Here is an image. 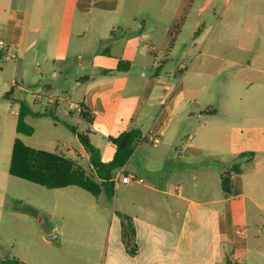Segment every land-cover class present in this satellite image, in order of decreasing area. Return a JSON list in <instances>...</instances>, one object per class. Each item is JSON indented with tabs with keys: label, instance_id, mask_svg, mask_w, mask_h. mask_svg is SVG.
Wrapping results in <instances>:
<instances>
[{
	"label": "crops",
	"instance_id": "1",
	"mask_svg": "<svg viewBox=\"0 0 264 264\" xmlns=\"http://www.w3.org/2000/svg\"><path fill=\"white\" fill-rule=\"evenodd\" d=\"M61 1L53 7L48 0H0V42L20 58L24 35L43 30L51 39V63L76 59L78 73L66 78L62 66L44 83L47 110L55 113L61 101L64 113H72L66 107L70 97L52 95L55 87L70 86L103 162L115 152L109 138L140 130L145 141L115 175L142 182L115 184L110 198L75 186L54 189L60 201L49 213L35 209L44 231L31 227L34 239L19 264H226L229 253L236 264H264V143L257 147L264 142V0H176L154 16L144 10L133 26L114 18L107 38L93 39L94 48L101 42L102 49L69 58L61 48L88 31L87 22L76 28L75 16L89 13L87 4H99L102 15L116 9L105 8L109 0ZM54 16L58 24L51 30ZM37 42L35 37L29 45ZM168 59L177 65L165 67ZM119 60L126 71L115 72ZM206 63L224 64L227 75L234 74L237 105L221 112L205 103L221 93L191 84L193 76H204ZM229 94L233 89H223ZM43 101L33 95V108ZM187 130L192 133L183 140ZM16 139L0 132V156L11 158ZM72 152L65 154L71 158ZM76 152L88 163L80 144ZM248 152L254 153L251 161L239 159L248 169L231 174L225 193L221 175ZM237 229H244V237ZM52 234L55 240H45Z\"/></svg>",
	"mask_w": 264,
	"mask_h": 264
},
{
	"label": "rangeland",
	"instance_id": "2",
	"mask_svg": "<svg viewBox=\"0 0 264 264\" xmlns=\"http://www.w3.org/2000/svg\"><path fill=\"white\" fill-rule=\"evenodd\" d=\"M53 2V7L59 5V0H48ZM62 5L64 0L61 1ZM171 8L176 4V0H109V3L105 5L107 10L116 9L115 13L110 11L106 14H101L100 5L95 4L91 6L87 4L85 8L90 9L89 13L75 16L77 25L88 23V31L85 38H76L69 40L66 44V48L62 47V53H65L69 58L72 55L85 51L90 53L94 49H102L101 42L98 43V47L94 48L96 34L101 35L103 39L108 36V29L112 20L115 18L117 23H121L125 26H133L139 23L144 16V10L149 9L150 14L154 16L155 13H159L160 9L164 6ZM93 7V8H92ZM26 23L31 17L26 14ZM70 17V16H68ZM74 18V15H73ZM54 23L51 30H54L58 24L57 18L53 17ZM51 21V20H50ZM79 26V25H78ZM76 32H79L77 29ZM37 37V43H31L29 41ZM51 39H48L47 34L41 30L39 33H29L24 35L23 41L20 43L21 51H24L22 57L15 59H9L5 61L0 52V132H3L6 136L15 135L16 138L25 146L49 153L61 154L64 158H69L65 154L69 149L74 152L70 155L75 166L81 168L86 176L93 177V172L90 165L87 162L81 160V156L76 152L79 149V144L75 134L69 129L68 126H72L78 132H84L87 129V124L81 120L77 113L66 114L63 111L64 103L59 101L60 107L56 109L55 118L46 117H33L28 116L25 118V123L31 126L34 133L31 136H25L16 134L15 125L18 112V104L16 100H24L33 111L47 110V95L43 91V85L47 82L48 78L52 74H59V69L64 66L67 71L64 73L66 78H70L79 72V68L75 65L74 58L67 61L66 64H61L59 61L51 63L48 57L51 54V47L49 46ZM104 47V46H103ZM116 52V51H113ZM170 65H177L175 59H168L164 63L165 67ZM224 64L206 63L203 65V77H192L191 84L195 87L207 86L210 93H214L217 89L221 90L220 96H217V100L205 99V103H211L214 107H217L221 112L223 108L232 103L237 105L239 103V95L237 89L239 84L234 77L227 75L228 70L224 69ZM227 70V71H226ZM164 74V73H163ZM169 76L170 79L173 78ZM69 80V79H68ZM21 83V84H20ZM14 87V93L10 101L2 100L1 97L9 91L11 87ZM233 89V94L223 95V89ZM38 91L35 93V91ZM33 95H43V107L33 108ZM53 96L70 97L76 101L77 95L72 92L70 86L67 87H55L52 91ZM260 102L263 101V97L260 95ZM213 99V98H212ZM264 105V103H263ZM45 107V108H44ZM196 111V110H194ZM15 113V114H14ZM184 133V134H183ZM181 134L183 140L190 135L192 131L187 130ZM183 135V136H182ZM246 137L244 132L241 136ZM264 143L259 141L257 147ZM260 147V146H259ZM150 152L155 151L151 145H146ZM10 154L0 156V260H18L22 255H28L26 245L29 240L34 239L32 235L31 227L38 228L40 231H44V226L38 221V217L24 212L25 208L38 209L39 212L46 211L49 213L53 209V203L60 201L59 192L57 190H49L34 183L15 178L9 175ZM236 164L244 171L248 169L245 164H241V161L237 158ZM95 180V179H94ZM250 212V211H249ZM47 220H49L47 218ZM57 219L51 221L53 222ZM49 225V224H47ZM23 231H25L23 233Z\"/></svg>",
	"mask_w": 264,
	"mask_h": 264
},
{
	"label": "trees",
	"instance_id": "3",
	"mask_svg": "<svg viewBox=\"0 0 264 264\" xmlns=\"http://www.w3.org/2000/svg\"><path fill=\"white\" fill-rule=\"evenodd\" d=\"M110 35L112 36V34ZM127 67L124 61L119 60L115 72L126 71ZM104 73L106 74L109 72L104 71ZM13 93L14 87L12 86L1 99L10 101ZM15 102L18 104L15 127L17 134L31 136L34 133L33 128L25 123V118L28 116L37 118L49 116L55 118L53 111L45 110L42 112H32L24 100H16ZM80 117L88 121L85 111L80 114ZM68 127L75 134L79 144L87 154L88 164L91 167L94 178L86 176L84 171L75 166L74 162L69 158H64L60 156V154L29 148L23 145L18 139L14 141L12 146L8 169L9 175L49 190L75 186L93 196H97L104 192L110 198L114 192L115 184L113 178L115 177V172L127 163L135 148L141 142L145 141L141 131L138 129H131L130 131L122 132L115 138H109V141L115 148V152L110 161L103 162L99 150L89 141V132H78L74 127ZM244 157H248L247 160L251 161L254 157V153L248 152L238 155V159ZM239 172V165L233 163L230 169L221 175V187L225 193H229V180L231 174ZM24 212L35 215V210L31 207L25 208ZM0 264H19V262L16 260L4 259L0 260ZM226 264H236L232 253L227 255Z\"/></svg>",
	"mask_w": 264,
	"mask_h": 264
},
{
	"label": "built area",
	"instance_id": "4",
	"mask_svg": "<svg viewBox=\"0 0 264 264\" xmlns=\"http://www.w3.org/2000/svg\"><path fill=\"white\" fill-rule=\"evenodd\" d=\"M151 49L154 50V48H151ZM0 52L2 53V56L5 60H9V59L14 58V53L12 52L10 46L5 44L4 42H0ZM66 107H67L68 111H70L72 113H77L79 115L84 111L83 107L78 102H75L72 100L66 101ZM158 142H159L158 139H156V138L152 139V144L154 146L157 145ZM131 181H135L137 183L142 182L140 179H136L132 176L125 175L123 172L116 174L115 177L113 178L114 184H118V183H125L126 184V183H129ZM235 233L238 237H244V235H245L244 229H237Z\"/></svg>",
	"mask_w": 264,
	"mask_h": 264
},
{
	"label": "water",
	"instance_id": "5",
	"mask_svg": "<svg viewBox=\"0 0 264 264\" xmlns=\"http://www.w3.org/2000/svg\"><path fill=\"white\" fill-rule=\"evenodd\" d=\"M55 239H56V235H55V234L49 235V236H47V237L45 238V240H47V241H53V240H55Z\"/></svg>",
	"mask_w": 264,
	"mask_h": 264
}]
</instances>
